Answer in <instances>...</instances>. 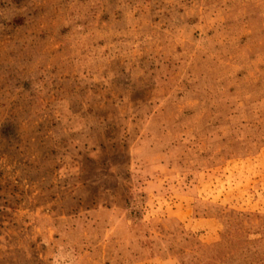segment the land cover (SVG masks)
Here are the masks:
<instances>
[{
	"label": "rangeland",
	"instance_id": "rangeland-1",
	"mask_svg": "<svg viewBox=\"0 0 264 264\" xmlns=\"http://www.w3.org/2000/svg\"><path fill=\"white\" fill-rule=\"evenodd\" d=\"M202 248L264 264V0H0V264Z\"/></svg>",
	"mask_w": 264,
	"mask_h": 264
},
{
	"label": "trees",
	"instance_id": "trees-1",
	"mask_svg": "<svg viewBox=\"0 0 264 264\" xmlns=\"http://www.w3.org/2000/svg\"><path fill=\"white\" fill-rule=\"evenodd\" d=\"M201 250L204 251L184 258L181 264H223L210 248H202Z\"/></svg>",
	"mask_w": 264,
	"mask_h": 264
}]
</instances>
